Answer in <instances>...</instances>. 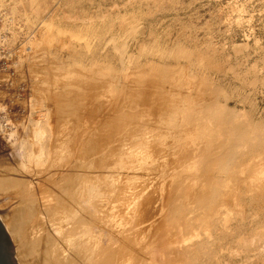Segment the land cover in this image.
Returning a JSON list of instances; mask_svg holds the SVG:
<instances>
[{"label": "rangeland", "instance_id": "374dc122", "mask_svg": "<svg viewBox=\"0 0 264 264\" xmlns=\"http://www.w3.org/2000/svg\"><path fill=\"white\" fill-rule=\"evenodd\" d=\"M29 2L0 0V222L14 262L152 264L149 245L172 242L173 236V241L181 240L176 228L186 222L189 230L190 223H197L192 226L196 232L187 229L184 236L182 228L188 244L182 239L180 245L203 248L201 264H219L218 254L221 264H264V237L247 243L234 240L264 219V0ZM47 25L53 38L42 40ZM210 105L220 118L216 112L211 116L215 119L205 115ZM224 117L230 120L225 130ZM37 125L44 131L39 144L34 138ZM214 140L221 142L215 143L217 151L211 146ZM38 151L37 159H27L26 153ZM194 160L200 164L192 165ZM87 185L96 188L94 198H86ZM62 206L74 210L66 213L74 217L66 220L56 214ZM85 230L89 233L83 235Z\"/></svg>", "mask_w": 264, "mask_h": 264}, {"label": "bare ground", "instance_id": "6f19581e", "mask_svg": "<svg viewBox=\"0 0 264 264\" xmlns=\"http://www.w3.org/2000/svg\"><path fill=\"white\" fill-rule=\"evenodd\" d=\"M33 3H34V0H30V2H29V4L30 5H33ZM14 8V7H13ZM15 10V9H14ZM14 10H12L11 11V8H10V11L11 12H13ZM41 25V24H40ZM7 27V26H6ZM45 27H46V24H45ZM47 27H48V25H47ZM53 29V28H52ZM40 31V30H39ZM44 31V30H43ZM47 32H51V28L50 27H48V29L46 30V32H42V40H44V38L46 39V40H49L50 38L52 39L53 37L51 36L52 34L51 33H49V34H47ZM61 32V31H60ZM59 33V32H58ZM70 35V34H69ZM71 38H73V37H71ZM74 39V38H73ZM63 41V40H62ZM114 41V40H113ZM48 42H50V41H48ZM51 42H52V40H51ZM51 42H50V44H51ZM63 43V42H62ZM66 43V42H65ZM113 45V44H112ZM115 46V45H114ZM114 46H112L113 47V49H114ZM122 48H125L124 46H122ZM119 51V50H118ZM122 55H123V53H122ZM119 56H121L120 54H119ZM121 59V58H120ZM120 62V61H119ZM176 63V62H175ZM187 63V62H186ZM119 64V63H118ZM173 64V63H172ZM120 66H122L121 65V63L119 64ZM150 65V64H149ZM154 65V64H153ZM184 65V64H183ZM187 65V64H186ZM145 66V65H144ZM165 66H167V65H165ZM177 66V65H176ZM179 66V65H178ZM185 66V65H184ZM183 66V67H184ZM140 67V66H139ZM139 67H137V68H139ZM160 67V66H159ZM161 67H163V66H161ZM160 67V68H161ZM186 67V69H187V66H185ZM146 68V67H145ZM166 68V67H165ZM173 68V67H172ZM148 69H150V68H148ZM152 69H153V66H152ZM134 70V69H133ZM165 70V69H164ZM174 70V69H173ZM181 70V69H180ZM188 70V69H187ZM127 71V70H126ZM149 71V70H148ZM152 71L153 70H151V74L150 75H152L153 73H152ZM157 71H158V69H157ZM186 71V70H185ZM137 72H140L139 71V69L137 70ZM165 72H167V70L165 71ZM169 72V71H168ZM122 73V72H121ZM135 73V72H134ZM149 73V72H148ZM148 73L147 74H145V75H148ZM157 73V72H156ZM137 74V73H136ZM163 74H166V73H163ZM169 74H170V72H169ZM129 75V73L127 74V76ZM154 75V77H155V74H153ZM171 75V74H170ZM156 76H157V74H156ZM161 76H165V75H161ZM118 77V76H117ZM131 77V76H130ZM158 77V76H157ZM198 77V76H197ZM156 78V77H155ZM159 78H160V76H159ZM158 78V79H159ZM172 78V77H171ZM175 78V76L172 78V81L173 80H175L174 79ZM182 79H183V77H181ZM112 79V78H111ZM166 79L168 80V79H170V78H167L166 77ZM113 80V79H112ZM166 80V81H167ZM180 80V79H179ZM184 80V79H183ZM210 80V79H209ZM114 81V80H113ZM136 81V80H135ZM171 81V82H172ZM116 82V81H115ZM169 82V81H168ZM174 82V81H173ZM172 82V83H173ZM184 83H185V81H183ZM210 82V81H209ZM141 83V82H140ZM162 83H164V82H162ZM161 83V84H162ZM170 83V82H169ZM176 83V82H175ZM179 83V82H178ZM186 83H188V81L186 82ZM189 83H191V82H189ZM194 83L195 82H192V84L194 85ZM205 83V82H204ZM110 84V83H109ZM196 84V83H195ZM199 84V83H198ZM202 84V83H201ZM200 85V84H199ZM198 86V85H197ZM195 87V86H194ZM193 87V88H194ZM213 87V86H212ZM188 88H190V87H188ZM192 88V89H193ZM197 88V87H196ZM205 88V87H204ZM206 88H207V86H206ZM210 88V87H209ZM209 88H207V89H209ZM195 89V88H194ZM203 89V88H202ZM207 89H206V91H207ZM215 90H216V88H214ZM213 89V92L215 91ZM199 90V89H198ZM172 92H173V90H172ZM194 92V91H193ZM196 92V91H195ZM169 93H171L170 91H169ZM182 93H183V91H182ZM210 93V92H209ZM194 94H196V93H194ZM215 94V93H214ZM171 95V94H170ZM209 95V94H208ZM211 95V94H210ZM181 96V95H180ZM212 96V95H211ZM179 97V96H178ZM215 98L217 97L216 95L214 96ZM169 98V97H168ZM173 99V98H172ZM176 99H178V98H176ZM187 99V98H186ZM196 99H197V97H196ZM214 100V99H213ZM216 100V101H215ZM214 101L216 102L215 104L217 105V99H215ZM176 101V100H175ZM207 101V100H206ZM211 101V100H210ZM213 101V102H214ZM182 102V100L180 101V103ZM191 102H192V100H191ZM204 102V101H203ZM212 102V101H211ZM186 103V102H185ZM196 103H198V102H195V104ZM201 104H200V106H202V101L200 102ZM207 103V102H206ZM168 104V103H167ZM181 104H183V103H181ZM205 104V103H204ZM213 104V103H212ZM169 105V104H168ZM172 105V104H171ZM184 105V104H183ZM167 106V105H166ZM188 106H190L189 104H188ZM192 106H193V104H192ZM191 106V107H192ZM206 106H207V104H206ZM168 107V106H167ZM203 107V106H202ZM202 107H201V109H202ZM190 108V107H189ZM208 108H209V105H208ZM207 108V109H208ZM211 108H212V105H210V111H209V109L208 110H206V111H208L207 113H205L206 111H205V109H204V113H205V115H207V117H211V116H214V113L216 112H212L211 111ZM165 109H167V108H165ZM191 109V108H190ZM166 111V110H165ZM189 111H191V110H189ZM227 111V110H226ZM162 112H163V109H162ZM180 112V111H179ZM187 112V111H186ZM185 112V113H186ZM198 112V111H197ZM196 112V113H197ZM222 112H223V109H222ZM171 113V112H170ZM173 113V112H172ZM175 113V112H174ZM178 113V112H177ZM177 113H175L176 115H177ZM195 113V112H194ZM195 113V114H196ZM217 113V112H216ZM228 113V112H227ZM241 113V112H240ZM169 114V113H168ZM181 113H178V115H180ZM218 114V113H217ZM222 114V113H221ZM229 114V113H228ZM237 114V113H236ZM235 114V115H236ZM242 114V113H241ZM161 115V114H160ZM171 115V114H170ZM170 115H169V118H170ZM177 115V116H178ZM191 115H193V113H191ZM205 115H204V117H205ZM219 115V114H218ZM234 115V114H233ZM234 115V116H235ZM238 115H239V113H238ZM159 116V115H158ZM165 116V115H164ZM167 116V115H166ZM165 116V117H166ZM181 116V115H180ZM185 116H186V114H185ZM202 116V115H201ZM220 116L221 115H219V118H220ZM242 116V115H241ZM172 117V116H171ZM176 117V116H175ZM187 117V116H186ZM192 116H190L189 117V115H188V118L190 119ZM200 117V116H199ZM206 117V118H207ZM233 117V116H232ZM247 117V116H246ZM167 118V117H166ZM174 118V117H173ZM180 118V117H179ZM183 118V117H182ZM211 118H214V117H211ZM240 118V117H239ZM242 118H244V116L242 117ZM159 119H160V117H159ZM161 119H162V117H161ZM161 119H160V121H161ZM181 119V118H180ZM188 119V120H189ZM215 119V118H214ZM217 119V118H216ZM225 119V120H224ZM231 119H233V118H231ZM174 120V119H173ZM211 120V119H210ZM243 120V119H242ZM249 120V119H248ZM247 120V121H248ZM185 121V120H184ZM207 121H208V119H207ZM244 121V120H243ZM251 121V120H250ZM162 122H164V120L162 121ZM190 122V121H189ZM212 122V121H211ZM220 122V121H219ZM233 122V121H232ZM231 122V123H232ZM235 122V121H234ZM184 124H185V122H183ZM238 123V122H237ZM248 123H250V122H248ZM167 124V123H166ZM166 124H164V127H165V125ZM189 124V123H188ZM187 124V125H188ZM190 124H191V122H190ZM194 124V123H193ZM210 124H212V123H210ZM219 124V123H218ZM221 124H222V126L224 125L225 127H226V125H229L230 124V120H229V118L228 117H224L223 118V121H221ZM234 124V123H233ZM236 124V123H235ZM246 124V123H245ZM195 125V124H194ZM238 125V124H237ZM45 126V125H44ZM211 126H214V125H211ZM223 126V127H224ZM242 126H244V125H242ZM241 126V127H242ZM255 126V125H254ZM262 126H264V125H262ZM184 127H185V125H184ZM183 127V128H184ZM192 127V126H191ZM202 127H203V124H202ZM222 127V128H223ZM225 127H224V130H225ZM240 127V128H241ZM36 128V131L34 132V138H35V142L36 143H42V141H40V140H42V137L44 136L43 135V130H42V127L40 126V125H37V127H35ZM34 128V129H35ZM196 128V127H195ZM208 128V127H207ZM221 128V127H220ZM227 128H228V126H227ZM226 128V129H227ZM231 128H232V125H231ZM236 128V127H235ZM243 128V127H242ZM247 128V127H246ZM263 128V127H262ZM170 129V128H169ZM185 129V128H184ZM183 129V130H184ZM190 129V128H189ZM198 129V128H197ZM205 129V128H204ZM217 129V128H216ZM139 130H141V129H139ZM144 130H145V128H144ZM172 130H173V128H172ZM174 130H175V128H174ZM181 130V129H180ZM187 130V129H186ZM199 130V129H198ZM203 130V129H202ZM210 130V129H209ZM212 130V129H211ZM210 130V131H211ZM215 130V129H214ZM227 130H229V128L227 129ZM239 130H242V129H239ZM142 131V130H141ZM151 131V130H150ZM149 131V132H150ZM168 131V130H167ZM170 131V130H169ZM179 131V130H178ZM188 132H189V130H187ZM201 131V130H200ZM203 131H205V130H203ZM202 131V132H203ZM216 131H218V130H215L214 132H215V134H216ZM220 131H221V129H220ZM231 132H232V130H230ZM238 131V130H237ZM140 132V131H139ZM138 132V133H139ZM145 133H146V131H144ZM184 131H182V133H183ZM187 132V133H188ZM205 132H207V131H205ZM209 132V131H208ZM228 132V131H227ZM240 132V131H239ZM136 133V132H135ZM144 133V134H145ZM166 133V132H165ZM170 133H171V131H170ZM178 133V132H177ZM180 133V132H179ZM209 133H211V132H209ZM226 133V132H225ZM235 133V132H234ZM246 133V132H245ZM252 133V132H251ZM141 134H143V133H141ZM191 133H189V135H190ZM193 134V133H192ZM217 134H218V132H217ZM227 134V133H226ZM225 134V135H226ZM229 134H230V132H229ZM147 135V134H146ZM146 135H144V136H146ZM174 135V134H173ZM179 135H181V134H179ZM200 135H202V134H200ZM244 135V134H243ZM250 135V134H249ZM143 136V137H144ZM172 136V135H171ZM187 136V135H186ZM206 136V135H205ZM211 136V135H210ZM209 136V138H211ZM235 136V134L233 135V137ZM245 136V135H244ZM251 136H252V134H251ZM254 136V135H253ZM264 135H262V137H263ZM123 137V136H122ZM125 137V136H124ZM127 137V136H126ZM133 137V136H132ZM139 137V136H138ZM147 137V136H146ZM220 138H221V136H219ZM232 137V136H231ZM233 137L232 138H230V139H233ZM250 137V136H249ZM134 138V137H133ZM147 138H149V137H147ZM146 138V139H147ZM170 137H168V139H169ZM178 138V137H177ZM195 138V137H194ZM229 138V137H228ZM241 138V137H240ZM246 138V137H245ZM257 138V137H256ZM255 138V136H254V139H256ZM131 139V138H130ZM134 139H136V136H135V138ZM134 139H131V140H134ZM143 139H145V138H143ZM142 139V140H143ZM155 139V138H154ZM163 139V138H162ZM167 139V140H168ZM198 139V138H197ZM214 139V138H213ZM219 139V138H218ZM227 139V138H226ZM137 140V139H136ZM147 140H149V139H147ZM146 140V141H147ZM166 140V139H165ZM169 140H171V139H169ZM203 140V139H202ZM216 140V139H215ZM215 140H214V145L212 144H210V142H209V144L212 146V148L214 149V147L213 146H215V150L217 151V149H216V145H215V143H217V144H221V142L220 141H222V140H220L219 142L220 143H218V142H215ZM235 140V139H234ZM243 140V138L240 140V141H242ZM121 141V140H120ZM138 141V140H137ZM144 141V140H143ZM179 141V140H178ZM183 141V140H182ZM200 141H201V139H200ZM207 141H209L208 139H207ZM218 141V140H217ZM236 141V140H235ZM254 141V140H253ZM136 142V141H135ZM140 142V141H139ZM152 142H153V140H152ZM151 142V143H152ZM172 142V141H171ZM194 142V141H193ZM205 142V141H204ZM243 142V141H242ZM241 142V143H242ZM65 142H63V144H64ZM168 143V142H167ZM173 143V142H172ZM180 143V142H179ZM201 143H203V142H201ZM226 143V142H225ZM229 143H231L230 141H228V145H229ZM254 143V142H253ZM66 144V143H65ZM64 144V145H65ZM68 144V143H67ZM159 144H160V140H159ZM171 144V143H170ZM183 144H185V141H184V143ZM208 144V143H207ZM233 143H231V145H232ZM235 144V143H234ZM240 144V143H239ZM41 145V144H40ZM61 145V144H60ZM147 145H148V142H147ZM153 145H155L156 146V144H153ZM161 145V144H160ZM177 145H178V143H177ZM205 145V144H204ZM209 145V146H210ZM241 145V144H240ZM246 145V144H245ZM43 146V145H42ZM66 146V145H65ZM125 146V145H124ZM140 145L138 144V147H139ZM142 146V145H141ZM166 146H167V144H166ZM179 146H181V143L179 144ZM186 146V145H185ZM200 145L198 144L197 145V147H199ZM224 146V145H223ZM230 146V145H229ZM234 146V145H233ZM239 146V145H238ZM237 146V147H238ZM248 146V145H247ZM250 146V145H249ZM253 146V145H252ZM254 146H255V144H254ZM257 146V145H256ZM58 147V146H57ZM133 147V146H132ZM136 147V146H135ZM145 147V146H144ZM172 147H174V146H172ZM202 147V146H201ZM200 147V150L202 149ZM208 147V146H207ZM236 147V148H237ZM67 148V147H66ZM176 148V147H175ZM190 148V146H188V149ZM192 148V147H191ZM194 148V147H193ZM205 148V147H204ZM212 148H209V149H212ZM218 148V147H217ZM221 148V147H220ZM219 148V149H220ZM239 148H240V146H239ZM241 148H242V146H241ZM240 148V149H241ZM255 148V147H254ZM131 149H134V148H131ZM168 149V148H167ZM212 149V150H213ZM224 149V148H223ZM229 149V148H228ZM230 149L232 150L233 148H231L230 147ZM244 149V148H243ZM36 150H37V147H36ZM53 150V149H52ZM142 150V149H141ZM145 150V149H144ZM185 150H186V148H185ZM190 150V149H189ZM225 150V149H224ZM31 151H32V148H31ZM55 151V150H54ZM67 151V150H66ZM135 151V150H134ZM172 151V150H171ZM211 151V150H210ZM209 151V152H210ZM221 151H222V149H221ZM247 151V150H246ZM136 152V151H135ZM205 152V151H204ZM237 152V151H236ZM249 152V151H248ZM252 152V151H251ZM250 152V153H251ZM255 152V151H254ZM43 153V152H42ZM55 153V152H54ZM60 153V152H59ZM66 153V152H65ZM69 153H70V151H69ZM68 153V154H69ZM113 153V152H112ZM134 153V152H133ZM142 153H144V152H142ZM221 153V152H220ZM247 153V152H246ZM39 154H41V152H37V154H34L33 152L32 153H26V156L28 157L27 159H32V160H34V159H37V157H39L38 155ZM99 154V153H98ZM117 154H119V152L117 153ZM131 154H132V152H131ZM131 154H129L130 156H131ZM138 154H140V153H138ZM211 154H212V152H211ZM228 154V153H227ZM241 154V153H240ZM44 155V154H43ZM60 155V154H59ZM126 155V154H125ZM181 155V154H180ZM179 155V156H180ZM204 155V154H203ZM213 155V154H212ZM222 154H220V155H218L217 156V158L219 159L218 161H220V156H221ZM243 155V154H242ZM55 156V155H54ZM127 157H128V155H126ZM132 156H134V155H132ZM141 156H142V154H141ZM148 156H150V155H148ZM172 156V155H171ZM192 157H194L193 155H191ZM47 157V156H46ZM106 157H107V155H106ZM126 157V158H127ZM135 157V156H134ZM144 157V156H143ZM142 157V158H143ZM174 157V156H173ZM188 157H190V155L188 154ZM197 157V156H196ZM222 157V156H221ZM227 157V156H226ZM42 158H43V156H42ZM51 158H53V157H51ZM60 158H61V156H60ZM136 158V157H135ZM141 158V157H140ZM139 158V159H140ZM148 158V157H147ZM146 158V159H147ZM150 158V157H149ZM177 158V157H176ZM183 158V157H182ZM185 158V157H184ZM208 159H209V157H207ZM207 158H205L206 160H205V162H207L208 160H207ZM212 158H214V157H212ZM46 159V158H45ZM116 159V158H115ZM129 159V158H128ZM131 159V158H130ZM138 159V158H137ZM174 159V158H173ZM180 158L178 157V160H179ZM196 159V158H195ZM202 159V158H201ZM200 159V160H201ZM204 159V158H203ZM224 159H226V158H224ZM42 160H44V158L42 159ZM63 160V159H62ZM134 160H136V159H134ZM175 160V159H174ZM182 160V159H181ZM189 160V159H188ZM197 160H199L198 159V157H197ZM196 160V161H197ZM217 160V159H216ZM229 160V159H228ZM259 160H260V158H259ZM37 161V160H36ZM50 161H51V159H50ZM58 161V160H57ZM60 161V160H59ZM58 161V162H59ZM119 158H118V163H119ZM138 161V160H137ZM135 162L136 164L138 163V162ZM140 161H141V159H140ZM193 161V160H192ZM191 161V162H192ZM195 160H194V162H192L191 164L193 165L195 162H196ZM210 161H212V160H210ZM226 161H227V159H226ZM53 162V161H52ZM57 162V163H58ZM115 162V161H114ZM117 162V161H116ZM144 162V161H143ZM163 162V161H162ZM183 162V161H182ZM199 161H197L196 163H195V165L198 163ZM202 162H204V161H202L201 160V164H202ZM230 162V161H229ZM187 163V162H186ZM219 163V162H218ZM231 163H233L232 161H231ZM235 163V162H234ZM238 163V162H237ZM250 163H251V161H250ZM260 163V162H259ZM55 164H56V162H55ZM54 164V165H55ZM59 164V163H58ZM57 164V165H58ZM95 164V163H94ZM115 164V163H114ZM146 164H148V163H146ZM174 164V163H173ZM182 165H183V163H181ZM181 164H179V165H181ZM188 164H189V166H188V168L189 167H193V166H191L190 165V162H188ZM198 164H200V163H198ZM216 164V163H215ZM214 164V165H215ZM228 164V163H227ZM227 164L225 163V166H226V168H227ZM238 164H240V163H238ZM116 165H117V163H116ZM121 165H122V163H121ZM142 165V164H141ZM145 165V164H144ZM163 165V164H162ZM220 165H221V163H220ZM38 166V165H37ZM41 166V165H40ZM96 166V165H95ZM149 166H150V164H149ZM178 166V165H177ZM186 166V165H185ZM197 166H199V165H197ZM208 166V165H207ZM212 166H213V164H212ZM216 166V165H215ZM222 166V165H221ZM53 167V166H52ZM118 167H119V164H118ZM117 167V168H118ZM137 167V166H136ZM140 167V166H139ZM138 167V168H139ZM179 167V166H178ZM194 167H196V166H194ZM219 167V166H218ZM224 167V166H223ZM121 168V167H120ZM162 168V167H161ZM199 169H201L200 167H198ZM203 168V167H202ZM215 168H217V166L215 167ZM225 168V167H224ZM237 168H238V165H237ZM241 168V167H240ZM245 168V167H244ZM247 168V167H246ZM261 168H263V167H261ZM127 169H130L129 167L127 168ZM136 169V168H135ZM144 169V168H143ZM156 169V168H155ZM181 169V168H180ZM186 169H187V167H186ZM209 169V168H208ZM249 169V168H248ZM55 170V169H54ZM120 170V169H119ZM162 170V169H161ZM160 170V171H161ZM171 170V169H170ZM207 170V169H206ZM213 170H215L214 169V167H213ZM259 170H260V167H259ZM258 170V172H260ZM172 171H174V170H172ZM189 171H191V169L189 168ZM195 172V171H198V170H196V169H194V170H192V172ZM208 171V170H207ZM234 171H236L235 169H234ZM149 172V171H148ZM164 172V171H163ZM177 172H178V170H177ZM176 172V173H177ZM185 172V171H184ZM203 172V171H202ZM209 172V171H208ZM211 172H213L212 170H211ZM238 172V171H237ZM239 172H241V171H239ZM247 172V171H246ZM102 173H103V171H102ZM117 173V172H116ZM119 173V172H118ZM130 173V172H129ZM145 173V172H144ZM165 173V172H164ZM170 173H171V171H170ZM172 173H174V172H172ZM180 173L182 174V172L180 171ZM180 173H178L177 175H179V177H180ZM198 173V172H197ZM110 174V173H109ZM114 174V173H113ZM136 174V173H135ZM138 174V173H137ZM136 174V175H137ZM153 174H155L154 172H153ZM167 174H168V172H167ZM205 174H206V172H205ZM210 174V172L208 173V175ZM262 174V173H261ZM86 175V174H85ZM95 175V174H94ZM105 175V174H104ZM165 175V174H164ZM186 175V174H185ZM203 175V174H202ZM238 175H240V173L238 174ZM90 176V175H89ZM118 176V175H117ZM132 176V175H131ZM145 176H146V173H145ZM159 176H160V174H159ZM162 176V175H161ZM165 176H167V175H165ZM171 176H173V174H171ZM204 176V175H203ZM243 176V175H242ZM248 176V175H247ZM251 176V175H250ZM253 176V175H252ZM256 176V175H255ZM82 177V176H81ZM96 177V176H95ZM142 177V176H141ZM183 176H181V178H182ZM184 177H186V176H184ZM188 177V176H187ZM110 178V177H109ZM164 176H163V180H164ZM173 178V177H172ZM224 178V177H223ZM85 179H86V177H85ZM88 179H90V178H88ZM157 179V178H156ZM180 179V178H179ZM186 179V178H185ZM190 179V178H189ZM206 179V178H205ZM110 180V179H109ZM129 180V179H128ZM131 180V179H130ZM169 180L171 181V178H170V176H169ZM63 181V180H62ZM94 181V180H93ZM114 181V180H113ZM162 181V180H161ZM165 181V180H164ZM173 181V180H172ZM182 181H184V182H187L186 180H182ZM208 181V180H207ZM245 181H247V179L245 180ZM68 182V181H67ZM115 182V181H114ZM113 182V184L115 185V183ZM117 182V181H116ZM118 182H119V180H118ZM130 182V181H129ZM132 182V181H131ZM143 182V181H142ZM178 182H179V180H178ZM178 182H176V183H174V184H177ZM181 182V181H180ZM179 182V183H180ZM237 182V181H236ZM236 182H235V184H236ZM249 182V181H248ZM19 183V182H18ZM78 183V182H77ZM85 183H87V179H86V182ZM96 183V182H95ZM171 183V182H170ZM173 183V182H172ZM178 183V184H179ZM183 183V182H182ZM193 183V182H192ZM67 184V183H66ZM65 184V185H66ZM70 184V183H69ZM94 184V183H93ZM102 184H103V181H102ZM105 184V183H104ZM163 184V183H162ZM161 184V185H162ZM189 184V183H188ZM194 184V183H193ZM197 181H196V187H197ZM243 184V183H242ZM253 183H251V185H252ZM25 185V184H24ZM54 185V184H53ZM83 185H84V183H83ZM109 185H111V184H109ZM184 185H185V183H184ZM187 185V184H186ZM207 185V184H206ZM206 185H205V187L204 188H206ZM70 186V185H69ZM88 186V185H87ZM91 185H89L88 186V188L86 189V195H87V199H89V198H91V197H93L94 198V196L96 195V188L95 187H93V185H92V187H90ZM105 186V185H104ZM112 186V185H111ZM163 186V185H162ZM167 186V185H166ZM171 186V185H170ZM190 186V185H189ZM204 186V185H203ZM244 187H245V184L243 185ZM250 186V185H249ZM253 186V185H252ZM129 187H130V185H129ZM161 186L159 185V188H160ZM168 187V186H167ZM183 187V186H182ZM210 187H211V185H210ZM213 187V186H212ZM239 187V186H238ZM246 187H248L247 185H246ZM254 187V186H253ZM49 188V187H48ZM51 188H52V186H51ZM55 188H56V186H55ZM78 188V187H77ZM123 188V187H122ZM122 188H120V189H122ZM128 188V187H127ZM133 188V187H132ZM148 188V187H147ZM159 188H158V190H159ZM173 188V187H172ZM175 188H176V185H175ZM174 188V189H175ZM184 188V187H183ZM209 188V187H208ZM237 187H235V189H236ZM60 189V188H59ZM124 189V188H123ZM177 189V188H176ZM179 189V188H178ZM177 189V190H178ZM188 189H189V187H188ZM191 189V188H190ZM189 189V191H190V193H192L191 192V190ZM243 189V188H242ZM54 190V189H53ZM58 190V189H57ZM65 190V189H64ZM69 190V189H68ZM135 190V189H134ZM168 190V189H167ZM171 190V189H170ZM173 190V189H172ZM180 190H181V188H180ZM207 190V189H206ZM206 190H205V193L207 194V192H206ZM231 191H233L232 189H230ZM229 190V191H230ZM121 191V190H120ZM185 191V190H184ZM195 191H197V190H195ZM207 191H209V189L207 190ZM167 192V191H166ZM172 192V191H171ZM176 192V191H175ZM175 192H173V193H175ZM178 192V191H177ZM182 194H183V192L182 191H180ZM187 192V191H186ZM198 192V191H197ZM226 192H228V191H226ZM32 193V192H31ZM98 193V192H97ZM161 193V192H160ZM163 193V192H162ZM161 193V194H162ZM169 193V192H168ZM204 193V192H203ZM209 193V192H208ZM51 194V193H50ZM136 194V193H135ZM176 194H179L180 195V193H176ZM175 194V195H176ZM197 194H199V192L197 193ZM196 194V195H197ZM202 194V193H201ZM231 194V193H230ZM2 195V194H1ZM49 195V194H48ZM53 195H55V194H53ZM71 195V194H70ZM85 195V194H84ZM172 194L170 193L169 194V196H171ZM200 195V194H199ZM28 196V195H27ZM55 196H57V195H55ZM68 196V195H67ZM98 196V195H97ZM161 196V195H160ZM167 196H168V194H167ZM167 196H166V200H167ZM168 196V197H169ZM181 196V195H180ZM202 196V195H201ZM203 196H205V194L203 195ZM203 196H202V200H203ZM215 196V195H214ZM222 196V195H221ZM228 195H226V197H227ZM230 196V195H229ZM33 197H35L34 196V194H33ZM32 197V198H33ZM51 197H52V195H51ZM75 197V196H74ZM196 197H198V196H196ZM195 197V198H196ZM209 197V196H208ZM207 197V198H208ZM19 198V197H18ZM53 198V197H52ZM85 198V197H84ZM162 198V197H161ZM170 198V197H169ZM168 198V199H169ZM172 198H173V196H172ZM174 198H177V195L176 196H174ZM219 198V197H218ZM228 198V197H227ZM236 198L237 197H235V200H236ZM239 198H240V196H239ZM8 199V198H7ZM80 199V198H79ZM146 199V198H145ZM171 199V198H170ZM177 199H179V198H177ZM192 199V198H191ZM190 199V200H191ZM220 199H222L221 197H220ZM132 200H134V199H132ZM238 200V199H237ZM92 201H93V199H92ZM113 201V200H112ZM176 201V200H175ZM34 202V201H33ZM69 202V201H68ZM78 202H79V200H78ZM86 202H89V200L88 201H86ZM86 202H84L85 204H86ZM119 202V201H118ZM135 202H137V201H135ZM146 202V201H145ZM163 202V201H162ZM169 202H171V200L169 201ZM173 202V201H172ZM178 202V201H177ZM176 202V203H177ZM218 202V201H217ZM237 201H235V203H236ZM82 203V202H81ZM106 203V202H105ZM131 203V202H130ZM167 203V202H166ZM176 203H174V204H176ZM180 203V202H179ZM238 203V202H237ZM240 203V202H239ZM238 203V204H239ZM12 204V203H11ZM15 204V203H14ZM22 204V203H21ZM74 204V203H73ZM88 204V203H87ZM92 204V203H91ZM144 204V203H143ZM150 204H151V202H150ZM189 204H191V203H189ZM194 204V203H193ZM201 204V203H200ZM199 204V205H200ZM214 204V203H213ZM234 204V203H233ZM243 204H244V202H243ZM242 204V205H243ZM67 205H68V203H67ZM72 205V204H71ZM90 205V204H89ZM88 205V206H89ZM168 205V204H167ZM169 205H170V203H169ZM179 205V204H178ZM60 206H61V204H60ZM66 206V205H65ZM70 206V205H69ZM73 206V205H72ZM75 206V205H74ZM77 206V205H76ZM88 206H85V207H87L88 208ZM125 206V205H124ZM127 206V205H126ZM125 206V207H126ZM148 207H149V205H147ZM175 206V205H174ZM194 206H196V205H194ZM210 206H212V204H210ZM214 206H216V204L214 205ZM234 206V205H233ZM236 206V205H235ZM243 206H245V205H243ZM58 207V206H57ZM128 207V209H129V207H130V205L129 206H127ZM143 207V206H142ZM146 207V206H145ZM168 207V206H167ZM188 206L186 205V208H187ZM213 207V206H212ZM218 206H216V208H217ZM6 208V207H5ZM105 208V207H104ZM131 208V207H130ZM133 208V207H132ZM165 208H166V206H165ZM174 208V207H173ZM236 208L238 209V207L236 206ZM235 208V209H236ZM55 209V208H54ZM60 211H59V210ZM94 209V208H93ZM127 208H125V210H126ZM134 209V208H133ZM143 209V208H142ZM159 209V208H158ZM169 209H171V207L169 208ZM181 209V208H180ZM198 209H199V207H198ZM213 209V208H212ZM229 209V208H228ZM57 210L59 211H56L55 213L57 214H63L62 216H64L65 217V219L67 220V214L66 213H71V211L70 210H68L66 207H60V208H57ZM76 210V209H75ZM111 210V209H110ZM131 210V209H130ZM148 210V209H147ZM161 210V209H160ZM166 210H168V209H166ZM182 210V209H181ZM211 210V209H210ZM74 211V210H73ZM72 211V212H73ZM78 211H79V209H78ZM81 211V210H80ZM103 211V210H102ZM107 211V210H106ZM145 211V210H144ZM216 211H217V209H216ZM238 211V210H237ZM243 212H244V210H242ZM52 212V211H51ZM75 212V211H74ZM94 212V211H93ZM105 212V211H104ZM112 212H113V210H112ZM167 212V211H166ZM168 212H170V211H168ZM175 212H176V210H175ZM196 212H197V210H196ZM199 212V211H198ZM165 213V212H164ZM172 213H173V210H172ZM224 213V212H223ZM47 214V213H46ZM73 213H71V215H72ZM113 214V213H112ZM159 214V213H158ZM161 214H162V212H161ZM176 214V213H175ZM179 214V213H178ZM204 214V213H203ZM239 214H240V212H239ZM242 214V213H241ZM244 214V213H243ZM8 215V214H7ZM82 215V214H81ZM106 215V214H105ZM125 215V214H124ZM123 215V216H124ZM130 215V214H129ZM164 215V214H163ZM168 215H170V214H168ZM181 214H179V216H180ZM194 215V214H193ZM200 215V214H199ZM50 216H52L51 214H50ZM115 216V215H114ZM175 216V215H174ZM64 217L62 218L63 220H64ZM71 218H73L74 216H70ZM70 217L68 216V218L70 219ZM111 217H112V215H111ZM125 218H126V216H124ZM129 217V216H128ZM182 217V216H181ZM192 217V216H191ZM199 217V216H198ZM9 217L7 216L6 217V215L4 216V217H2V219H4L5 221V226L7 227V231L9 230V234L13 237L14 236V233L12 232V229H11V222H10V220L8 219ZM80 218V217H79ZM164 218V217H163ZM165 218H167V216L165 217ZM255 218V217H254ZM101 219V218H100ZM120 219H122V218H120ZM119 219V220H120ZM127 219H129V218H127ZM133 219V218H132ZM170 219H171V217H170ZM198 219V218H197ZM12 220V219H11ZM80 220V219H79ZM81 220H82V217H81ZM130 220H131V218H130ZM100 221V220H99ZM182 221V220H181ZM186 221H188V220H186ZM190 221V220H189ZM196 221V220H195ZM206 221H207V219H206ZM119 222V221H118ZM117 222V223H118ZM171 222H173V221H171ZM180 222V221H179ZM185 222V221H184ZM82 223V222H81ZM92 223V222H91ZM129 223H130V221H129ZM128 223V224H129ZM168 223H169V221H168ZM182 223V222H181ZM190 223V222H189ZM65 224V223H64ZM119 224V223H118ZM121 224V223H120ZM162 224V223H161ZM171 225H172V223H170ZM173 224H175L174 222H173ZM176 224H177V222H176ZM178 224H180V223H178ZM190 224H191V226H190ZM189 224V226L188 227H191L192 228V226H194L195 227V224L197 225V223H195L194 225H192L193 223H190ZM199 224V223H198ZM74 225V224H73ZM166 225H167V222H166ZM186 225H188L186 222H185V225H183V227L182 228H184L183 229V232H184V236H186L187 234L185 233V232H188V228H187V226ZM208 225H209V223H208ZM32 226V225H31ZM68 226V225H67ZM112 226H113V224H112ZM119 226V225H118ZM122 226H123V224H122ZM180 225H178L177 227H179ZM185 226V227H184ZM15 226H13L12 228H14ZM117 227V226H116ZM120 227V226H119ZM164 227V225L161 227V228H163ZM165 228V227H164ZM166 228H168V227H166ZM180 228V227H179ZM176 228L178 231L177 232H179L178 233V236L180 237V239L181 240H179V238L177 237V239H178V241H173V239H175L174 238V236H173V238H172V242H174V246L176 245V242H177V245H179L178 247H176L175 246V248L173 247V245L171 246V241H170V243H169V241L167 242H165V241H160L161 243L160 244H158V245H149V249H147L148 251V254L150 255L149 257H148V259H150V261H151V263L152 264H199V262H200V264L202 263V261H200V260H203V258H202V256L204 255V251H203V248H201V247H197L194 243L192 244V245H190V246H182V245H180V244H182V243H180V241H182V239L183 240H185L184 238L185 237H183V235H181L180 233V231H181V229L182 228ZM190 228V230H192V229H194V228H192L191 229ZM113 229V228H112ZM188 229V230H187ZM116 230V229H115ZM190 230H189V232H190ZM195 230V231H194ZM194 230H192V232L191 233H194L195 234V232H196V228L194 229ZM203 230V229H202ZM205 230V229H204ZM82 231V230H81ZM167 231V230H166ZM165 231V232H166ZM18 232V231H17ZM67 232V231H66ZM121 232V231H120ZM127 232V231H126ZM156 232H157V230H156ZM164 232V233H165ZM168 232V231H167ZM182 232V233H183ZM200 232V231H199ZM205 232V231H204ZM60 233V232H59ZM68 233H69V231H68ZM72 233V232H71ZM82 233V232H81ZM89 233V231L88 230H85V233H83V235H85V234H88ZM161 233L162 232H160V234L159 235H161ZM28 234V233H27ZM93 234V233H92ZM114 234H116V232L114 233ZM174 234H175V232H174ZM173 234V235H174ZM246 234H248L247 236H246ZM246 234H244V235H240L239 234V236H237L234 240L235 241H237V242H242V243H247L248 241L250 242V241H254L253 239H257V240H259V238H260V240H261V238H263L264 237V219L263 220H261V221H256V222H254L252 225H250L249 226V231L248 232H246ZM80 235V234H79ZM159 235H157V236H159ZM191 235V234H190ZM29 236V235H28ZM77 236H78V233H77ZM162 236V235H161ZM160 236V237H161ZM177 236V235H176ZM175 236V237H176ZM194 236V235H193ZM195 236H197V234L195 235ZM46 237V236H45ZM91 237V236H90ZM129 237V236H128ZM170 237V236H169ZM188 237H189V235H188ZM191 237V236H190ZM86 238H88V237H86ZM147 239V238H146ZM153 239V238H152ZM151 239V240H152ZM155 239V238H154ZM158 239H159V237H158ZM162 239V238H161ZM165 240H166V237H165ZM187 240V239H186ZM185 240V241H186ZM189 240H190V238H189ZM195 240V239H194ZM264 240V239H263ZM41 241V240H40ZM86 241V240H85ZM91 241V240H90ZM127 241H128V239H127ZM192 241V240H191ZM196 241H197V238H196ZM78 242V241H77ZM81 242V241H80ZM150 242V241H149ZM155 242V241H154ZM187 242V241H186ZM257 242V241H256ZM94 243V242H93ZM122 243V242H121ZM78 244V243H77ZM82 245H83V243H81ZM88 244H89V241H88ZM125 244H127V243H125ZM136 244V243H135ZM148 244H150V243H148ZM152 244V243H151ZM184 244H186L185 242H184ZM187 244H188V242H187ZM186 244V245H187ZM199 246V245H198ZM119 247V246H118ZM126 247V246H125ZM124 247V248H125ZM140 247V245L138 246V248ZM143 247V246H142ZM81 248V247H80ZM45 249V248H44ZM47 249V248H46ZM94 249V248H93ZM93 249H92V247H91V252L90 253H92V256H93V254H94V251H93ZM121 249V248H120ZM88 250V249H87ZM97 251V250H96ZM98 251H99V249H98ZM139 251V250H138ZM47 252V251H46ZM80 252V251H79ZM146 252V253H147ZM41 254V253H40ZM132 254V253H131ZM147 254V255H148ZM102 255H104V254H101V257H102ZM116 255V254H115ZM130 255V254H129ZM143 255V254H142ZM91 257V256H90ZM134 257H135V255H134ZM146 257V256H145ZM204 257V256H203ZM92 258V257H91ZM138 258V257H137ZM216 258H217V262L219 263V264H221V259L219 258V254L216 256ZM129 259V258H128ZM146 259V258H145ZM95 260V259H94ZM138 260H139V258H138ZM141 260V259H140ZM19 262L18 263H20V260H18ZM87 261V260H86ZM126 261V260H125ZM134 261V260H133ZM99 262V261H98ZM128 262V261H127ZM143 263V262H142ZM148 263V262H147ZM21 264V263H20ZM51 264V263H50ZM96 264V263H95Z\"/></svg>", "mask_w": 264, "mask_h": 264}, {"label": "water", "instance_id": "95a60500", "mask_svg": "<svg viewBox=\"0 0 264 264\" xmlns=\"http://www.w3.org/2000/svg\"><path fill=\"white\" fill-rule=\"evenodd\" d=\"M12 254V247L0 222V264H16Z\"/></svg>", "mask_w": 264, "mask_h": 264}]
</instances>
